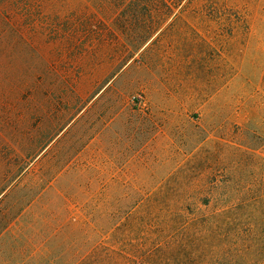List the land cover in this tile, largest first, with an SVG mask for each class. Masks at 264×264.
Returning a JSON list of instances; mask_svg holds the SVG:
<instances>
[{
    "label": "rangeland",
    "instance_id": "rangeland-1",
    "mask_svg": "<svg viewBox=\"0 0 264 264\" xmlns=\"http://www.w3.org/2000/svg\"><path fill=\"white\" fill-rule=\"evenodd\" d=\"M0 264H264V0H0Z\"/></svg>",
    "mask_w": 264,
    "mask_h": 264
},
{
    "label": "trees",
    "instance_id": "trees-1",
    "mask_svg": "<svg viewBox=\"0 0 264 264\" xmlns=\"http://www.w3.org/2000/svg\"><path fill=\"white\" fill-rule=\"evenodd\" d=\"M158 32H159V28H157V29L153 32V34L150 35L149 40H150L151 38H153Z\"/></svg>",
    "mask_w": 264,
    "mask_h": 264
}]
</instances>
